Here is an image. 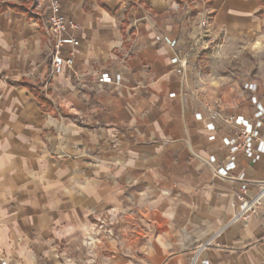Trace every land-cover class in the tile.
I'll use <instances>...</instances> for the list:
<instances>
[{
	"label": "crops",
	"instance_id": "crops-1",
	"mask_svg": "<svg viewBox=\"0 0 264 264\" xmlns=\"http://www.w3.org/2000/svg\"><path fill=\"white\" fill-rule=\"evenodd\" d=\"M61 8L80 45L56 72L36 0H0V264H262L264 201L232 221L240 181L216 169L243 128L226 118L264 107V0ZM241 172L264 178V154L238 150Z\"/></svg>",
	"mask_w": 264,
	"mask_h": 264
},
{
	"label": "built area",
	"instance_id": "built-area-1",
	"mask_svg": "<svg viewBox=\"0 0 264 264\" xmlns=\"http://www.w3.org/2000/svg\"><path fill=\"white\" fill-rule=\"evenodd\" d=\"M36 8L46 19V30L49 37L50 56L53 69L59 72L64 66H72L74 62L75 48L80 45V39L77 31L80 29L78 22L65 14L61 8V0H36ZM201 26L209 27L208 17L203 18L200 22ZM172 45L176 41L171 42ZM175 62L185 65L184 59L178 56L174 58ZM112 77L108 73L101 75V80L112 81ZM116 83H120L121 78L118 75L113 79ZM248 88L253 89V84H247ZM252 100L257 103L255 116L257 121L249 123L243 116L230 115L226 119L242 124L243 128L233 137L226 138L225 144L228 146L229 154L225 162L218 165L217 173L222 176H230L240 181L239 188L235 194L238 200V210L233 215L232 221L247 220L252 215L259 212V208L264 201V178H249L244 172L236 176H232V171L236 168V153L238 150H244L245 154L254 162L258 161L264 154V129L262 117L264 116V107L257 102L255 97ZM212 127L213 125L210 124ZM213 138V135L211 136ZM210 161H215V157L211 156ZM253 188V189H252ZM252 190V192H250ZM120 213L115 209L108 210L106 213L97 217L96 221H100V229L96 228V221L93 224L92 236L88 237V245L95 244L101 237H112L114 230L106 226L107 221H118ZM206 244L198 247L201 250ZM2 264H8L6 260ZM264 264V261L263 263Z\"/></svg>",
	"mask_w": 264,
	"mask_h": 264
},
{
	"label": "rangeland",
	"instance_id": "rangeland-1",
	"mask_svg": "<svg viewBox=\"0 0 264 264\" xmlns=\"http://www.w3.org/2000/svg\"><path fill=\"white\" fill-rule=\"evenodd\" d=\"M188 2L191 4V6H193L194 4H197V5H201V7H208L209 6V4H210V0H188ZM205 17H208V14L206 13H204V18ZM133 208L134 207H132V208H129V209H127L126 211L127 212H131V211H133ZM118 213H121V211H117ZM101 224V222L99 221H96V228H98V229H100V227H99V225ZM106 226H108V228L109 229H113L114 231L118 228V226H119V220L117 221H107L106 222Z\"/></svg>",
	"mask_w": 264,
	"mask_h": 264
}]
</instances>
